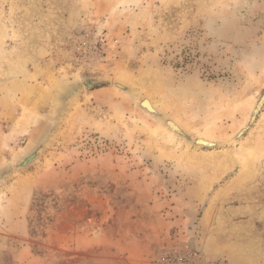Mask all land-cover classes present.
Wrapping results in <instances>:
<instances>
[{
    "label": "rangeland",
    "instance_id": "1",
    "mask_svg": "<svg viewBox=\"0 0 264 264\" xmlns=\"http://www.w3.org/2000/svg\"><path fill=\"white\" fill-rule=\"evenodd\" d=\"M75 73L113 83L0 184V264H264V0H0V134L44 101L0 169Z\"/></svg>",
    "mask_w": 264,
    "mask_h": 264
},
{
    "label": "water",
    "instance_id": "2",
    "mask_svg": "<svg viewBox=\"0 0 264 264\" xmlns=\"http://www.w3.org/2000/svg\"><path fill=\"white\" fill-rule=\"evenodd\" d=\"M104 82L113 83V81L104 75L88 76L75 73L73 76L60 79L49 92V103L46 104V118L43 127L34 139V141L20 155L30 147H35L32 158L25 159V156L18 159V155L7 167L0 169V184L7 181L11 175L19 173L26 169L30 164L36 161L40 153L51 143L60 127L65 122L72 106L76 102L83 90L92 88L97 84ZM72 88L69 96H64L66 90ZM198 141V140H197Z\"/></svg>",
    "mask_w": 264,
    "mask_h": 264
},
{
    "label": "crops",
    "instance_id": "3",
    "mask_svg": "<svg viewBox=\"0 0 264 264\" xmlns=\"http://www.w3.org/2000/svg\"><path fill=\"white\" fill-rule=\"evenodd\" d=\"M36 96H37V90L30 88V98H28L27 101L25 102L26 112L24 113L23 118L20 120V124L18 126L11 127L10 130L9 129L3 130L2 133L4 136L11 134L12 130L16 129L18 131V138H19L20 133H21V128H20L21 122L23 123L25 119L26 120L30 119V133L33 131V129L36 126H38L39 120L42 119V117L40 118V115H42L41 112L43 111L44 101L42 97L36 99ZM45 118H46V113H44V121H45ZM4 136L1 135L0 139H2V137ZM12 136L13 134L11 136L10 135L8 136L9 144L13 143V141L11 140Z\"/></svg>",
    "mask_w": 264,
    "mask_h": 264
},
{
    "label": "bare ground",
    "instance_id": "4",
    "mask_svg": "<svg viewBox=\"0 0 264 264\" xmlns=\"http://www.w3.org/2000/svg\"><path fill=\"white\" fill-rule=\"evenodd\" d=\"M115 84H117V83H115ZM71 89L72 88H69V90L66 92V94H65L66 96H69L72 93ZM144 101L145 100H143L141 102L142 107H148V106H146L144 104ZM169 125L172 126L173 128H175V126L171 122H169ZM12 134H13V136L11 137V140L15 143L16 140L18 139V131L16 129H13L11 134H9V135L11 136ZM9 135H5L4 137H2V139L0 140V145H1L0 148H6V147L7 148H11L12 147V145L8 143V136ZM197 142L200 143V144H209V145H211V143H207L205 140H202V139H198ZM34 152H35V147H30L28 150H26V152L24 151L22 153L23 155H20V153H19V154H17L15 156V158L18 155H20V156H18V159H21L24 156H25V159H27L28 157L32 158Z\"/></svg>",
    "mask_w": 264,
    "mask_h": 264
}]
</instances>
